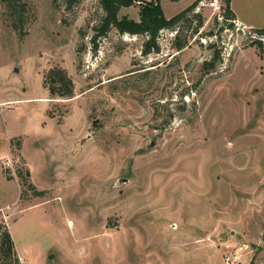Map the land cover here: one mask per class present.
Instances as JSON below:
<instances>
[{"label":"rangeland","instance_id":"1","mask_svg":"<svg viewBox=\"0 0 264 264\" xmlns=\"http://www.w3.org/2000/svg\"><path fill=\"white\" fill-rule=\"evenodd\" d=\"M233 1L264 29L260 0ZM21 2L0 0V226L19 264H264V38L201 0L144 53L143 35H100L99 0ZM52 67L71 98L43 88Z\"/></svg>","mask_w":264,"mask_h":264},{"label":"trees","instance_id":"2","mask_svg":"<svg viewBox=\"0 0 264 264\" xmlns=\"http://www.w3.org/2000/svg\"><path fill=\"white\" fill-rule=\"evenodd\" d=\"M8 11L15 12V6L24 8L22 0H1ZM142 2L139 9V20H129L127 18H118V11L122 7H129L135 2ZM177 1V0H171ZM201 0H195L188 7L181 12L175 14L170 18H166L163 14L160 6V0H149L143 2V0H99L100 5L104 11L100 27L97 31H100V35H103L109 27H115L122 33H130L134 35H143L146 40L143 42L144 53L151 51L157 52L158 45L156 39L159 32L162 30H176L177 24L184 20L190 13L194 12L197 4ZM224 14L223 18L229 21H234L235 15L230 8V0H223ZM193 17L198 19L195 32L201 27L202 21L199 15L193 14ZM231 26V24H229ZM252 32L258 36L264 38V29L262 28H250ZM253 45L258 46L259 53L262 52L261 40H255ZM187 46L185 40L179 39V31H176V36L173 40V47L180 51ZM218 53L213 51L212 58L209 61H204L202 68L208 73L215 69L217 60H219ZM42 86L47 90L50 98H71L73 96V83L68 76L65 69L61 67L50 68L43 77ZM10 179V178H8ZM0 264H19L14 250V243L9 231L0 226Z\"/></svg>","mask_w":264,"mask_h":264},{"label":"crops","instance_id":"3","mask_svg":"<svg viewBox=\"0 0 264 264\" xmlns=\"http://www.w3.org/2000/svg\"><path fill=\"white\" fill-rule=\"evenodd\" d=\"M261 1V12H262V16L264 17V0H260ZM246 4L251 6L252 4L249 2V0H245ZM249 2V3H248ZM230 8L232 10V12L235 15V19L237 21V23L245 28H253L252 24L250 23V19L243 13H240V11L238 9L235 8L234 5V1L230 0ZM240 13V14H239ZM242 16V17H241Z\"/></svg>","mask_w":264,"mask_h":264},{"label":"built area","instance_id":"4","mask_svg":"<svg viewBox=\"0 0 264 264\" xmlns=\"http://www.w3.org/2000/svg\"><path fill=\"white\" fill-rule=\"evenodd\" d=\"M212 5H213V4H212ZM215 7H216V8H215L216 10H219V7H218L217 5H215ZM233 22H234V21H233ZM234 23H235V22H234ZM227 260H228V257H227Z\"/></svg>","mask_w":264,"mask_h":264}]
</instances>
